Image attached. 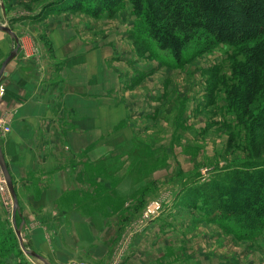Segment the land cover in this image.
<instances>
[{
	"label": "rangeland",
	"instance_id": "obj_1",
	"mask_svg": "<svg viewBox=\"0 0 264 264\" xmlns=\"http://www.w3.org/2000/svg\"><path fill=\"white\" fill-rule=\"evenodd\" d=\"M50 1L7 0L10 12L15 16L9 23L7 17L4 18L5 13L2 16L0 6V24L12 27L21 38L15 47L26 45V50L38 56L40 50H47L50 56L53 42L41 27L47 19L61 14L66 18L62 25H78L84 30L81 34L87 38L107 32V43L116 30L123 29L125 41L130 44L134 56L144 64L159 67L155 75L163 79L168 77L171 86L158 119L143 120L150 126L148 132L144 131L135 141L129 142L119 157L86 165L79 171L81 197L89 199L90 213L93 210L101 212L109 218L113 228L105 248L107 256L94 260L95 255L82 251L73 253L76 247L64 241L69 257L58 258L56 254L55 260L49 261L53 264H264L263 236L241 237L235 232L236 228L206 220L196 208H180L184 206L182 195L175 202L176 211H172L175 221L171 229H162L163 233L154 242L144 245L147 263L145 259L138 263L129 260L149 228V224L136 226L151 209L163 202L165 195L174 189L185 191L183 185L186 182L201 184L215 177L224 178L227 173L224 169L232 170L233 164L240 168L247 163H264V135L259 138L249 130L264 107V83L247 107L245 83L237 74L238 64L247 57L246 48L220 43L194 56L182 67L170 66L131 37L135 15L129 1L112 17L96 18L81 11H67L49 14L43 19L35 18ZM125 18L132 21V26L129 27ZM87 25H91L88 31L91 35L85 30ZM159 53L168 59L167 53ZM12 73L15 74L14 69ZM6 91V83L0 79V134L4 138L12 128L5 115L8 103H1ZM2 173L0 166V264H46L28 254L21 245L15 229V222L21 225L20 208L14 218V199L10 198ZM124 177L130 182L125 187L133 190L128 191L126 197L117 191ZM29 224L24 228L26 238L28 232H34V227ZM47 232V242L44 241L49 244V240L54 241L58 235ZM63 236L59 235V238L63 240ZM24 243L27 249L39 247L34 241L31 245Z\"/></svg>",
	"mask_w": 264,
	"mask_h": 264
},
{
	"label": "crops",
	"instance_id": "obj_2",
	"mask_svg": "<svg viewBox=\"0 0 264 264\" xmlns=\"http://www.w3.org/2000/svg\"><path fill=\"white\" fill-rule=\"evenodd\" d=\"M0 6L9 23L15 16L7 0H0ZM64 19L62 14L49 18L41 27L53 42L50 56L47 50L32 55L21 45L6 66L0 78L7 89L1 103H8L5 115L12 128L5 138L0 134V139L19 199L24 241L37 243L34 250L49 260H55L56 254L58 258L67 256L64 241L76 247L73 253L82 251L95 255L96 260L107 256L105 248L113 228L101 212L90 213L89 199L81 197L79 171L119 157L129 142L148 132L150 126L144 121L158 119L171 80L155 75L159 67L134 56L123 29L116 30L107 43V32L87 38L78 25H62ZM123 20L132 26L130 19ZM90 28L87 25L85 30ZM15 45L14 38L0 29V68ZM127 179L124 177L117 188L125 197L133 191L125 187L130 183ZM182 191L174 189L165 195L162 213L146 223L149 228L130 262L145 259L147 263L144 245L154 242L162 229H171L175 221L172 211H176L175 202ZM28 223L34 232H28L27 239L24 228ZM47 231L58 235L49 244ZM59 235H64L63 240Z\"/></svg>",
	"mask_w": 264,
	"mask_h": 264
},
{
	"label": "trees",
	"instance_id": "obj_3",
	"mask_svg": "<svg viewBox=\"0 0 264 264\" xmlns=\"http://www.w3.org/2000/svg\"><path fill=\"white\" fill-rule=\"evenodd\" d=\"M128 1L135 15L131 37L170 66L182 67L220 43L244 46L247 57L237 74L245 83L246 106L253 103L264 83V0H52L35 18L67 11L112 17ZM249 130L264 135V107ZM224 170V178L186 182L182 203L206 220L236 228L241 237H264V163Z\"/></svg>",
	"mask_w": 264,
	"mask_h": 264
},
{
	"label": "water",
	"instance_id": "obj_4",
	"mask_svg": "<svg viewBox=\"0 0 264 264\" xmlns=\"http://www.w3.org/2000/svg\"><path fill=\"white\" fill-rule=\"evenodd\" d=\"M0 29L8 32L14 38V40L17 43H19V38H18L17 34L10 27L0 24ZM18 50H19V48H18V46H16L14 49H12V51L10 52L8 57L3 61L2 65H1V68H0V78H1V76L3 74V72L5 71L6 66L8 65V63L17 55ZM0 166H1V169H2V171L4 173L5 179L7 181L9 190H10L12 196H13V199H14V208H13L14 210H13V212H14V218H16L17 212L19 210V199H18V196H17L15 185H14L13 179L11 177L7 162H6L4 154H3L1 141H0ZM22 226H23L22 224L18 226L16 224V222H15V229H16L17 235H18L19 240L21 242V245L25 249V251L28 254H30V255H33V256H36V257L40 258L46 264H53L51 261H49L48 258H46L45 256L41 255L37 251L31 250V249H27L25 247L24 239L22 237Z\"/></svg>",
	"mask_w": 264,
	"mask_h": 264
},
{
	"label": "built area",
	"instance_id": "obj_5",
	"mask_svg": "<svg viewBox=\"0 0 264 264\" xmlns=\"http://www.w3.org/2000/svg\"><path fill=\"white\" fill-rule=\"evenodd\" d=\"M3 174V173H2ZM3 178H4V183H5V187L10 195V198L13 199V196L9 190V187L7 185V181L5 179V176L3 175ZM164 201L165 199L163 200V202L159 203L157 206H155L153 209L150 210V212L147 214V216L145 218H143L139 224L141 225L140 227L146 225V223L150 222L151 220L157 218V216L163 211L164 209Z\"/></svg>",
	"mask_w": 264,
	"mask_h": 264
},
{
	"label": "bare ground",
	"instance_id": "obj_6",
	"mask_svg": "<svg viewBox=\"0 0 264 264\" xmlns=\"http://www.w3.org/2000/svg\"><path fill=\"white\" fill-rule=\"evenodd\" d=\"M23 237V236H22Z\"/></svg>",
	"mask_w": 264,
	"mask_h": 264
}]
</instances>
